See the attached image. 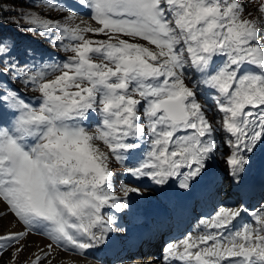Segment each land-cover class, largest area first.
Wrapping results in <instances>:
<instances>
[{
    "label": "snow or ice",
    "instance_id": "1",
    "mask_svg": "<svg viewBox=\"0 0 264 264\" xmlns=\"http://www.w3.org/2000/svg\"><path fill=\"white\" fill-rule=\"evenodd\" d=\"M5 24L67 55L21 50ZM262 147L264 0L255 14L243 0H0V203L22 226L0 234L10 264L30 233L53 243L24 264H53V244L108 247L145 180L217 197L162 264H264V191L245 202ZM113 161L131 178L120 194Z\"/></svg>",
    "mask_w": 264,
    "mask_h": 264
},
{
    "label": "rangeland",
    "instance_id": "2",
    "mask_svg": "<svg viewBox=\"0 0 264 264\" xmlns=\"http://www.w3.org/2000/svg\"><path fill=\"white\" fill-rule=\"evenodd\" d=\"M243 2L246 4V12H252V13H254L255 14V12H256V8L258 7V3H259V0H251V2H249V0H243ZM6 3H8L11 7H14L17 11H24V10H27V8L29 7V0H23V2H21V0H16V2H15V4H13L12 3V0H7L6 1ZM5 18H7L8 16H13V15H15V12H12V13H3L2 14ZM52 15H53V17H55V16H57V15H59V13H52ZM85 19H87V17H84ZM11 25V27H14V25L15 24H10ZM16 26V25H15ZM16 31H17V29H16ZM20 33H22V34H26V35H28V38H29V40H31L32 42H34L35 44H36V46H34V45H32V46H34L33 48H35V49H38V50H43V51H45V52H47V53H53V54H55L57 57H65L67 54L66 53H63V52H61L60 50H59V48L57 47V48H54V47H52L49 43H48V41L46 40V39H44V38H42L41 36H39V35H33V34H31V33H24V32H20ZM94 38H103V37H94ZM26 41V40H25ZM25 41L24 42H18V44H19V46H20V49L21 50H23L26 46V44L27 43H25ZM13 87H15V88H21V86L19 85V84H13ZM21 91H22V93L26 96V97H28L29 99H32L35 95H36V93H34L31 89H21ZM214 113H215V109H214ZM220 118V116H217L216 117V119H219ZM112 166H113V168H116V166H114V164L112 163ZM144 194H143V196L144 195H150L151 196V194L150 193H148L147 191L146 192H143ZM158 193H161V192H159L158 191ZM120 194V193H119ZM135 196H139V195H137V194H134ZM2 206H3V208L4 209H2V208H0V234H2V233H4V232H6V231H9L8 230V222H7V220H5V217H6V215H9L10 216V218H11V220H13L15 223H16V225H18L17 224V222L13 219L14 218V216L12 215V214H10L9 212H7V209L5 208V206L2 204V203H0ZM13 217V218H12ZM7 224V225H6ZM20 225V224H19ZM18 225V226H19ZM22 229V228H21ZM10 231H15V229H13V230H10ZM16 231H19V230H17L16 229ZM44 241V240H43ZM45 242V241H44ZM43 248V247H42ZM25 249H27L29 252H32V250H33V247H30L29 248V243H27L26 244V248ZM11 249H8V250H6V251H4L2 254H0V264H10V260H11ZM36 252V251H35ZM56 253L54 254V255H52V258H53V260L55 259V258H60L61 256H59V257H57L58 256V253L61 255L62 254V252L60 251H55ZM33 253V252H32ZM31 253V254H32ZM76 254H78L77 252H75ZM21 255H23V252L19 255V256H21ZM72 257H74V255H72ZM68 261L69 260H71V259H67ZM73 261V260H72ZM22 263L19 259H18V261H17V264H19V263ZM70 262V261H69ZM88 262V261H87ZM86 261H85V263H87ZM42 264H46V261L45 262H42ZM66 264V263H65ZM120 264H122V263H120Z\"/></svg>",
    "mask_w": 264,
    "mask_h": 264
},
{
    "label": "bare ground",
    "instance_id": "3",
    "mask_svg": "<svg viewBox=\"0 0 264 264\" xmlns=\"http://www.w3.org/2000/svg\"><path fill=\"white\" fill-rule=\"evenodd\" d=\"M258 153H259V149L257 150V152H256V154H255V157L258 155ZM205 192H206V189L204 190ZM199 194H201V190H200V192H199ZM197 195H194V196H192V197H196ZM192 197H184L185 198V200L186 199H188V198H192ZM180 198V197H179ZM179 198H177L176 199V202H179ZM185 200L183 201V202H185ZM0 208H2V209H4L3 208V206L0 204ZM11 214V213H10ZM13 218V217H12ZM15 221H16V219H15V217L13 218ZM5 220H7V222H8V230L10 229V230H13V229H15V231H16V229L17 230H22L21 228H22V226L21 225H19V223H17L18 225H16V223L13 221V220H11V218H10V216L9 215H6V217H5ZM17 222V221H16ZM9 230V231H10ZM45 242H44V241ZM121 241H124V238L122 237L121 238ZM25 244H27V243H29V248L30 247H33V250H32V252H35V251H37L38 249H40V248H44L46 251H47V248H46V246L48 245V244H52L53 242L52 241H50V240H48V238L46 237V236H44V235H39V234H35V233H30L28 236H27V238H26V240H25V242H24ZM62 250V248H59V247H57V246H54V244H53V248H52V255H54L56 252L55 251H61ZM32 252H29L27 249H25L24 251H23V255H21V256H19V260L22 262V263H19V264H24V262H25V260L27 259V258H29L30 257V255H31V253ZM82 255V254H81ZM81 255H79V256H75V257H72V256H70V254L69 253H67V251H65L64 249L62 250V254L60 255L59 253H58V256L57 257H59V256H61L60 258H55L54 260H53V264H97L98 262H105V263H108L109 261H110V259L111 258H106V256H101V255H99L98 253H96V252H94L93 253V255H94V257L95 258H93V260L92 261H89V262H87V263H85V258L84 257H82ZM71 259V260H67V259ZM73 260V261H72ZM173 264H180V262L179 261H175V262H173Z\"/></svg>",
    "mask_w": 264,
    "mask_h": 264
},
{
    "label": "trees",
    "instance_id": "4",
    "mask_svg": "<svg viewBox=\"0 0 264 264\" xmlns=\"http://www.w3.org/2000/svg\"><path fill=\"white\" fill-rule=\"evenodd\" d=\"M6 1H7V0H6ZM4 28H5L6 34H8V35H11V34H12V33L10 32V31H11L10 28H12L10 24H5V25H4ZM13 28L16 29V26L14 25Z\"/></svg>",
    "mask_w": 264,
    "mask_h": 264
}]
</instances>
